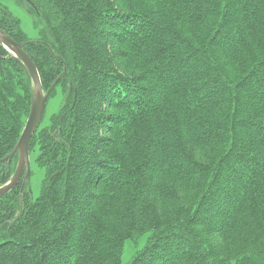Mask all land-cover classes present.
Masks as SVG:
<instances>
[{
    "label": "trees",
    "instance_id": "obj_1",
    "mask_svg": "<svg viewBox=\"0 0 264 264\" xmlns=\"http://www.w3.org/2000/svg\"><path fill=\"white\" fill-rule=\"evenodd\" d=\"M12 1L37 37L2 0L0 29L62 98L39 195L0 196V264H264V0ZM32 98L0 43V186Z\"/></svg>",
    "mask_w": 264,
    "mask_h": 264
},
{
    "label": "water",
    "instance_id": "obj_2",
    "mask_svg": "<svg viewBox=\"0 0 264 264\" xmlns=\"http://www.w3.org/2000/svg\"><path fill=\"white\" fill-rule=\"evenodd\" d=\"M0 43L17 57L26 67L33 83V98L30 111L26 118L19 139L10 153V157L18 152V161L11 178L0 186V196L11 190L24 174V180L29 177V142L35 129L37 128L45 109L47 93L42 92L41 83L36 66L30 56L22 49V45L14 41L8 34L0 29Z\"/></svg>",
    "mask_w": 264,
    "mask_h": 264
},
{
    "label": "rangeland",
    "instance_id": "obj_3",
    "mask_svg": "<svg viewBox=\"0 0 264 264\" xmlns=\"http://www.w3.org/2000/svg\"><path fill=\"white\" fill-rule=\"evenodd\" d=\"M3 4L7 6L8 10L19 18L20 24L24 32L28 37L34 39L37 37V30L32 25L31 15L28 12L27 8L23 5L20 6L16 4L12 0H2ZM61 93L60 90L57 89L55 94L48 98L45 104L44 114L40 125H45L48 123L49 117L52 113L57 111L61 102ZM35 151H31L29 153V164H30V175H29V183L31 188V193L33 197H37L41 188V180L43 176V170L37 166L35 162ZM130 253L129 245L126 244L124 251V259H127Z\"/></svg>",
    "mask_w": 264,
    "mask_h": 264
}]
</instances>
